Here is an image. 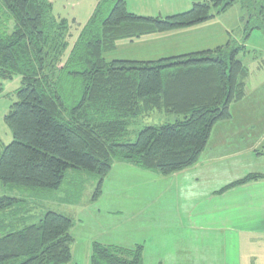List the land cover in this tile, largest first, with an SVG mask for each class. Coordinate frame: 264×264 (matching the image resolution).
Returning a JSON list of instances; mask_svg holds the SVG:
<instances>
[{
  "label": "trees",
  "instance_id": "obj_1",
  "mask_svg": "<svg viewBox=\"0 0 264 264\" xmlns=\"http://www.w3.org/2000/svg\"><path fill=\"white\" fill-rule=\"evenodd\" d=\"M253 1L246 38L264 29V0ZM235 2L193 0L188 11L159 18L129 13L123 0H99L65 57L72 25L50 2L0 0V92L3 82L21 80L3 118L11 142L0 143V184L31 190L32 200L57 191L67 171H83L97 178L96 197L116 162L163 177L195 165L213 127L244 97L248 70L237 58L244 45L146 63L103 55L119 40L192 27ZM152 113L174 121L123 142L129 126ZM256 180L264 176L220 192ZM22 204L0 197V264H70L71 220L48 211L29 223L33 206ZM141 249L93 243L89 264H141Z\"/></svg>",
  "mask_w": 264,
  "mask_h": 264
},
{
  "label": "crops",
  "instance_id": "obj_2",
  "mask_svg": "<svg viewBox=\"0 0 264 264\" xmlns=\"http://www.w3.org/2000/svg\"><path fill=\"white\" fill-rule=\"evenodd\" d=\"M93 1L97 4L99 0ZM123 1L129 13L139 12L137 15L146 17L173 16L177 13L168 14V10L172 13V9L184 7L179 1L170 8L158 2L146 4L151 0ZM192 3L193 0L191 7ZM232 6L221 13L213 12V18L192 27L119 40L103 57L107 62L146 63L233 45L236 40L232 38V31L220 19ZM52 9L54 16L71 21L76 31L74 42L94 11L80 7L71 17L64 16L61 9L55 10L53 4ZM163 11L167 14L164 17ZM83 21L86 22L80 28ZM246 68L243 99L230 105L228 120L213 127L195 165L167 177L154 172L144 176L139 169L132 168L133 177L153 176L156 183L166 181L171 206L166 207L165 219L154 213L149 222H143L140 218L143 210L154 203L147 198L150 197L147 187L120 185L114 194L130 203L123 204V209L129 211L133 202H138L135 205L139 206L134 208L130 218L112 226L109 230L112 232L101 244L124 249L140 246L141 264H264V180L220 192L247 175L264 176V75H260L264 65L257 64L253 72ZM105 180L106 177L103 182ZM176 206L182 209L181 218L171 215ZM152 258L155 261L149 262Z\"/></svg>",
  "mask_w": 264,
  "mask_h": 264
},
{
  "label": "rangeland",
  "instance_id": "obj_3",
  "mask_svg": "<svg viewBox=\"0 0 264 264\" xmlns=\"http://www.w3.org/2000/svg\"><path fill=\"white\" fill-rule=\"evenodd\" d=\"M47 1L53 4L55 10L61 9L64 11L62 14H66L64 16L71 15V17L73 11L78 10L80 7H82L84 11L87 8H93L94 10L97 5L93 0ZM177 1L184 3V7L180 9H172V13L167 9L168 14H179L190 9L191 0L190 2H187V0H151L146 4L158 2L157 4L164 5V7H169L171 4L174 5ZM253 3V0H236L231 10L228 11V14H222V17L220 18L223 23H226L230 27L232 31V38L236 40V42L234 41V44L231 45V48H236L238 45H244V51L240 52L237 58L244 66L248 67L249 70H252V72L255 70L257 64L264 65V29L252 31L249 33L250 36L246 38V22H250V25L253 24V19L251 21L248 20L249 11H251L250 15L253 14ZM64 7H66V9H64ZM212 11L214 12V10ZM137 13L140 14L139 12ZM137 13L135 15H137ZM162 14L163 17L167 15L165 12ZM84 22L86 21L80 22V28L83 26L81 24ZM76 26L78 29L79 25L77 24ZM70 27L71 37L69 38L65 57L73 45L74 36L76 34L74 27ZM260 75H264V71ZM19 87L20 77H14L9 81H5L1 86L0 142L3 144V146H6L11 142V134L6 127L3 118L8 112L10 105L16 101L14 92ZM173 121V116L152 113L147 117L132 123L128 128V136L123 142L133 143L136 140L137 133L146 126H158L165 123H171ZM127 167L128 165H125L124 163H116L113 165L108 176H106V182L102 181V184L100 185V193L96 197H94V193L98 187L97 178L86 172L74 170H69L65 173V178L57 191H51L45 194L43 198L38 197L31 200V190L3 186L2 184H0V196L23 199L27 204L22 205H25L27 209H30L33 206V210H31L29 213V215H31L33 218L30 219L29 223L38 222V220L43 217L44 213L48 211L70 219L73 224L70 230V235L73 239L71 243L72 260L70 264H89L90 261L87 252L89 253L91 249L90 243H101L102 241L106 240L107 234L112 232L109 231L111 227L117 226L120 222L130 218V216L133 214L132 211L134 208L139 206L135 205L138 202H133V205H130L131 208L129 211L123 209V204L130 203L124 202L119 198L118 195L114 194L116 191H118L120 185L134 186L135 184L137 186L142 185L147 187L148 194L150 196L147 198H151L154 203L153 206L147 210H143L142 216H140V218L142 217L143 222H149L152 219L154 213L159 214L158 216L165 219L166 207L171 206L168 202L171 192H167L166 181H158L156 183L153 176L144 177L143 179H141V176L133 177V169H135V167ZM139 171L144 174V176L151 175L152 173L150 171H144L141 169H139ZM119 208H122L123 210H120ZM181 212L182 209H177L176 206L175 211L171 212V215L172 217L174 215L175 217L181 218ZM150 213L152 214L150 215ZM22 215H26V213L22 214L20 211L15 213V216ZM116 229L117 228L114 230L117 231ZM148 260L149 262L155 261L153 258ZM206 260L209 261V259Z\"/></svg>",
  "mask_w": 264,
  "mask_h": 264
}]
</instances>
